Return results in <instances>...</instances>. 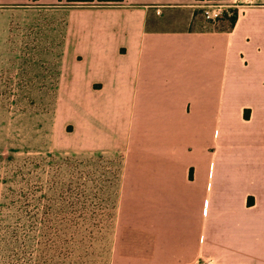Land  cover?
Returning a JSON list of instances; mask_svg holds the SVG:
<instances>
[{
  "label": "crops",
  "instance_id": "1",
  "mask_svg": "<svg viewBox=\"0 0 264 264\" xmlns=\"http://www.w3.org/2000/svg\"><path fill=\"white\" fill-rule=\"evenodd\" d=\"M215 1L0 0V101L39 18L55 148L124 154L114 264H264V0H223L230 30Z\"/></svg>",
  "mask_w": 264,
  "mask_h": 264
},
{
  "label": "rangeland",
  "instance_id": "2",
  "mask_svg": "<svg viewBox=\"0 0 264 264\" xmlns=\"http://www.w3.org/2000/svg\"><path fill=\"white\" fill-rule=\"evenodd\" d=\"M48 28L38 18V42H26L38 54L14 60L0 101L14 124L0 128V264H114L124 154L55 148L61 55L44 53Z\"/></svg>",
  "mask_w": 264,
  "mask_h": 264
},
{
  "label": "built area",
  "instance_id": "3",
  "mask_svg": "<svg viewBox=\"0 0 264 264\" xmlns=\"http://www.w3.org/2000/svg\"><path fill=\"white\" fill-rule=\"evenodd\" d=\"M226 6L228 7L226 3L224 4L216 1L208 4L204 8L205 19L210 23L216 24L224 12L228 10Z\"/></svg>",
  "mask_w": 264,
  "mask_h": 264
},
{
  "label": "trees",
  "instance_id": "4",
  "mask_svg": "<svg viewBox=\"0 0 264 264\" xmlns=\"http://www.w3.org/2000/svg\"><path fill=\"white\" fill-rule=\"evenodd\" d=\"M232 15H229V11L224 12V16L220 17L217 23L215 24V27L219 30H230L236 23V20L238 18V13L236 9L232 10Z\"/></svg>",
  "mask_w": 264,
  "mask_h": 264
}]
</instances>
